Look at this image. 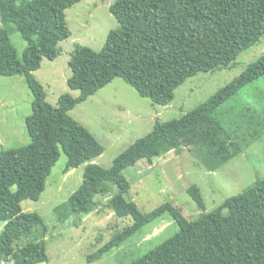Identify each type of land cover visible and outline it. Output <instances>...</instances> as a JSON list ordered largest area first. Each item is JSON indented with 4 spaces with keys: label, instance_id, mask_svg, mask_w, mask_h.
<instances>
[{
    "label": "trees",
    "instance_id": "obj_1",
    "mask_svg": "<svg viewBox=\"0 0 264 264\" xmlns=\"http://www.w3.org/2000/svg\"><path fill=\"white\" fill-rule=\"evenodd\" d=\"M80 1L0 0V20L13 24L27 43L19 59L7 31L0 28V76L23 75L32 95L31 114L25 118L29 143L0 152V223L4 224L0 262L4 264L47 262L44 241L19 248L15 243L41 223L37 213L22 210L21 202L40 198L60 149L67 159L64 173L103 153L89 130L68 114L72 108L115 78L153 104L168 105L186 79L227 67L264 36V0H115L108 10L118 29L108 32L98 52L75 45L70 54L71 74L66 83L78 96L62 94L57 105L51 106L33 72L43 58L53 60L58 43L70 36L65 10ZM263 76L264 54L179 119L156 120L152 130L115 157L109 168L85 165L82 184L66 201L70 212L87 215L95 208L94 196L107 193L113 184L117 194L106 207L132 221L89 255V262L167 213L177 224V232L130 264H264V179L207 213L199 189L190 186L187 192L202 214L188 221L170 204L142 214L125 198L129 183L122 174L140 160L151 163L181 147L208 148V157L215 159L210 169H217L240 151L234 135L219 120L218 110ZM260 97L256 98L264 99ZM256 112L252 118L259 116ZM259 114L264 121V105Z\"/></svg>",
    "mask_w": 264,
    "mask_h": 264
},
{
    "label": "rangeland",
    "instance_id": "obj_2",
    "mask_svg": "<svg viewBox=\"0 0 264 264\" xmlns=\"http://www.w3.org/2000/svg\"><path fill=\"white\" fill-rule=\"evenodd\" d=\"M114 1L82 0L65 10L70 36L58 43L53 60L43 58L40 67L33 72L43 88L45 102L51 106L57 105L62 94L78 96V91L71 90L66 83L71 74L68 66L70 54L75 45L98 52L108 32L118 29V22L108 10ZM0 28L7 31L20 59L27 47L26 41L11 23L0 20ZM263 54L264 36L242 51L227 67L197 73L186 79L165 106L140 97L121 78H115L68 112L104 149L100 156L87 163L109 168L115 157L152 130L156 120L179 119L205 103ZM260 95H264V76L247 85L218 110L217 116L223 127L234 135L233 140L240 147L237 155L229 157L217 169H210L215 159L208 157L206 147H181L179 151L154 158L151 163L140 160L122 172L129 183L125 198L134 202L142 214L170 204L186 220L193 221L202 211L187 192L190 186L199 189L207 213L225 199L243 193L256 181L264 179V121L259 114L264 99H257ZM31 101L32 95L23 75L0 76V152L29 143L25 118L31 114ZM254 109L259 116L253 115L252 118ZM250 118L253 119L252 126L248 122ZM66 161L60 149L59 159L47 177L40 198L21 202L22 210L37 213L41 223L15 243L18 248L30 242L44 241L45 264H130L177 232V224L166 213L141 227L120 246L105 252L100 259L89 262V255L106 244L116 232L130 226L132 221L129 217H117L106 207L109 199L117 194V187L113 184H109L107 193L94 196L96 205L90 213H71L66 201L82 184L87 163L64 173ZM3 226L0 223V234Z\"/></svg>",
    "mask_w": 264,
    "mask_h": 264
},
{
    "label": "built area",
    "instance_id": "obj_3",
    "mask_svg": "<svg viewBox=\"0 0 264 264\" xmlns=\"http://www.w3.org/2000/svg\"><path fill=\"white\" fill-rule=\"evenodd\" d=\"M1 264H4V262H1Z\"/></svg>",
    "mask_w": 264,
    "mask_h": 264
}]
</instances>
